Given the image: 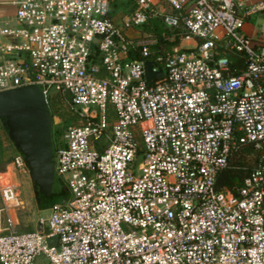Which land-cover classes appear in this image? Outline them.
<instances>
[{
	"label": "built area",
	"instance_id": "obj_1",
	"mask_svg": "<svg viewBox=\"0 0 264 264\" xmlns=\"http://www.w3.org/2000/svg\"><path fill=\"white\" fill-rule=\"evenodd\" d=\"M135 4L126 26L167 32L128 37L110 0L0 1V92L41 85L82 122L55 142L68 198L0 234V264H264V0ZM239 155L249 175L220 189Z\"/></svg>",
	"mask_w": 264,
	"mask_h": 264
},
{
	"label": "rangeland",
	"instance_id": "obj_2",
	"mask_svg": "<svg viewBox=\"0 0 264 264\" xmlns=\"http://www.w3.org/2000/svg\"><path fill=\"white\" fill-rule=\"evenodd\" d=\"M163 3V2H162ZM164 4V3H163ZM136 8L135 0H119L115 5V20L129 37H137L140 33H164L167 30L162 25V21H152L144 28H134L125 25V18L129 16ZM189 41H184L183 45H189ZM53 113L54 123V142H57L64 130L72 124L82 123L76 117L75 112L71 109L69 100L66 97L59 96L58 102H52L50 107ZM0 153L4 160L8 162L6 171L0 173V234L8 232H30L42 229L47 219L51 215V207L55 202H59L55 198H49L48 207L41 210L35 194L36 188L31 178L27 164L20 165L18 158L20 154L16 146L10 140L3 123L0 121ZM12 187L18 198L16 206H7L4 202L2 193L6 188ZM60 196V195H57ZM68 198L65 192L64 202Z\"/></svg>",
	"mask_w": 264,
	"mask_h": 264
},
{
	"label": "water",
	"instance_id": "obj_3",
	"mask_svg": "<svg viewBox=\"0 0 264 264\" xmlns=\"http://www.w3.org/2000/svg\"><path fill=\"white\" fill-rule=\"evenodd\" d=\"M146 64V76L152 81L164 71L152 72ZM0 121L9 128V136L21 151L36 187L38 203L41 193L47 198L65 191L55 169L56 148L52 112L41 85H31L0 92Z\"/></svg>",
	"mask_w": 264,
	"mask_h": 264
},
{
	"label": "trees",
	"instance_id": "obj_4",
	"mask_svg": "<svg viewBox=\"0 0 264 264\" xmlns=\"http://www.w3.org/2000/svg\"><path fill=\"white\" fill-rule=\"evenodd\" d=\"M118 1L119 0H110V18L112 19V21L117 26L120 27V24L115 20V16H114L115 5L118 3ZM155 21H161V20L160 19H156ZM147 25H149V24H147ZM147 25H144V26H142L140 28H144ZM140 28H137V29L140 30ZM148 34L160 35L161 33L160 32L159 33H155V32L152 33V32H150ZM140 36H142L141 33L137 37H134V38H138ZM130 38H133V37H130ZM173 45L174 44H172V43H166L165 46H167L166 48H168V47L173 46ZM52 102H58V97L57 98H54ZM52 118L54 119L53 115H52ZM3 125H4V123H3ZM4 128L7 131L8 136H9V128L7 126H5V125H4ZM9 138H10V136H9ZM17 151L20 154V156L24 159L23 154L21 153V151L18 148H17ZM24 161H25V159H24ZM7 164H8V162L4 160L3 155L0 153V173H4L6 171ZM245 166H248V162H247L246 158H244V156H242V155L235 156V158L232 161L231 166L220 173V175L218 177V180H217L218 187L220 189L225 190V191L235 192V189L237 187H239V186L242 185L243 180L250 173V169L245 168ZM34 187L36 188V190L38 189L36 187L35 183H34ZM65 192L66 191H64L62 193V195H60V196H57V195L52 196V197H50V199L51 198H55L56 200L62 202L65 199ZM41 199H42V201H41V203H39V207H40L41 210H43V209H46L48 207L47 204H48V202H49L50 199L47 198L43 193H41ZM55 203H59V202H55Z\"/></svg>",
	"mask_w": 264,
	"mask_h": 264
},
{
	"label": "crops",
	"instance_id": "obj_5",
	"mask_svg": "<svg viewBox=\"0 0 264 264\" xmlns=\"http://www.w3.org/2000/svg\"><path fill=\"white\" fill-rule=\"evenodd\" d=\"M0 1H14V0H0ZM15 16V7L14 6H0V23L6 20H12ZM250 31L252 28L250 26L247 27Z\"/></svg>",
	"mask_w": 264,
	"mask_h": 264
}]
</instances>
